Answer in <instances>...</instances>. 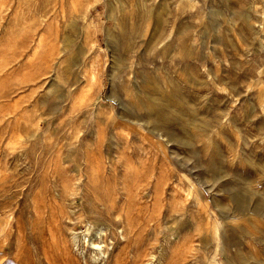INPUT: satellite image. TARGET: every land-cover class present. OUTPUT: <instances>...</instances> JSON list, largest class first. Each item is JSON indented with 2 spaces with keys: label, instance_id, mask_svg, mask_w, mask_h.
Here are the masks:
<instances>
[{
  "label": "rangeland",
  "instance_id": "obj_1",
  "mask_svg": "<svg viewBox=\"0 0 264 264\" xmlns=\"http://www.w3.org/2000/svg\"><path fill=\"white\" fill-rule=\"evenodd\" d=\"M141 5L140 76L152 95L183 91V115L178 101L138 107L125 93L140 121L117 114L108 32L126 0H0V264H55L54 209L79 264H264V215L251 209L264 212V0ZM104 192L116 204H100Z\"/></svg>",
  "mask_w": 264,
  "mask_h": 264
},
{
  "label": "bare ground",
  "instance_id": "obj_2",
  "mask_svg": "<svg viewBox=\"0 0 264 264\" xmlns=\"http://www.w3.org/2000/svg\"><path fill=\"white\" fill-rule=\"evenodd\" d=\"M126 2L129 5V9H122L121 13L114 18V23H116V29L114 33H111V31L108 32V36L111 35L113 39L110 41L113 45V65L110 67V76L112 77V83L110 88V93L112 94L113 89L115 88V84L118 83V89L120 91H117V96L109 95L110 97L116 98L117 102L119 103L120 110L117 111V114L119 117L127 122H137L140 121V115L134 111L133 109L129 108V101L127 99L123 98L122 94L125 93L127 96H129L132 101L131 104H136L138 107H141V103H138L137 100H140L142 97L147 96L149 99L155 101L156 105H163L164 107H169L173 102L178 101L179 103V111L180 114L183 115L185 112L186 104H185V93L183 91H180L177 89L171 90L168 93H162V96L159 95H152L150 93H147V87L149 86V83H151L152 77L146 73L143 77L140 76L141 69L139 68V65L136 64V51L139 47V38L141 33V27H140V19L142 17H145V13L142 15V8H141V0H126ZM165 4H161V6H164ZM231 6V5H230ZM146 12V11H144ZM222 12V11H221ZM235 13V12H234ZM219 14V9H213L211 12V18L208 20L207 26L213 28V22L215 17ZM221 14V13H220ZM113 17V16H112ZM111 18V17H110ZM217 20V19H216ZM218 22V21H217ZM186 30L187 26L183 23L179 24L178 27V36L180 39L181 45H183L185 41L186 36ZM217 30V29H216ZM218 38V37H217ZM183 62V61H182ZM138 66V67H137ZM97 69L98 67L96 65H92V77L91 80L87 81L86 87H85V99H91L92 96V89L97 81ZM186 66H181L180 70V78L185 79L186 76ZM139 77H142V80L139 79ZM141 82V83H140ZM176 83V81H174ZM173 79L171 81V85H174ZM147 93V94H146ZM143 101V100H142ZM144 107V105H142ZM152 107L151 102L147 103L146 110L149 111ZM82 110V109H81ZM99 110V109H98ZM96 108H91L87 112L89 114H93L94 112H99ZM86 112V110H85ZM181 143H184L183 141ZM134 154V152H129L128 155L123 158L122 160H128L130 159L131 155ZM94 152L89 153L88 156L93 158ZM120 160V159H119ZM118 158L116 161H119ZM105 186V185H104ZM182 188V187H181ZM183 189V188H182ZM229 191V190H228ZM118 192V191H117ZM136 194L127 192V196L124 197V199H127V205L121 206L123 209H126L127 207L130 208L131 204L133 207L135 206V197ZM99 197V203L103 204L105 208H108L109 205L106 204V201L110 199L111 203L116 204V200L110 197V194L108 192H104L101 195H98ZM233 202H235V206H237V203H240L241 200L237 198L235 195L232 196ZM252 210H255L254 212H257L260 215H264L263 207L262 206H254L251 208ZM61 210V213L65 214L66 211ZM240 210V209H239ZM125 211V210H124ZM244 212V210H242ZM126 213H120V215L124 214V217L130 221V215H132L131 210L125 211ZM101 216L105 215V212L103 209L99 211ZM69 213H67L68 215ZM75 217H79L80 222L86 223L88 226V229L91 230L92 227H97L99 224V221L96 219H89L88 221H85L84 219H80L84 214H89L88 209L86 210L85 207H81L78 210L74 211ZM52 219H54L52 225L56 227L55 231H59L60 239H58V236L56 232L54 231V236L57 239V250L54 253L56 257L55 264H79V257L74 255L72 251V247L70 245V237L76 238V234H67L64 231L65 226H70L72 222L63 223L60 219H57V211L56 209L53 210L51 213ZM70 218H73L72 214L68 215ZM109 224L113 223L112 221H108ZM131 222H133V217L131 219ZM122 223V221H121ZM129 225H132V223L128 222ZM124 226V225H123ZM103 228L97 229V234L102 233ZM92 245L94 248H101L102 246L98 243L92 242ZM106 252L103 250L100 251V254L98 256H95L94 258H99L101 255H105ZM59 255H63L62 262L59 261Z\"/></svg>",
  "mask_w": 264,
  "mask_h": 264
}]
</instances>
